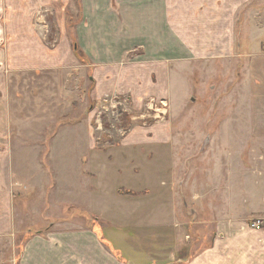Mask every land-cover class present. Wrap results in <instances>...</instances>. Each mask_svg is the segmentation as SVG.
I'll return each mask as SVG.
<instances>
[{
  "label": "rangeland",
  "instance_id": "obj_1",
  "mask_svg": "<svg viewBox=\"0 0 264 264\" xmlns=\"http://www.w3.org/2000/svg\"><path fill=\"white\" fill-rule=\"evenodd\" d=\"M34 5L36 14L26 16L47 35L46 44L65 42L64 19L73 24L79 11L71 12L66 0ZM241 11L251 27L264 20V0H249ZM69 37L75 43V35ZM260 41L263 46L264 28ZM182 63L177 66L187 89L179 93L175 86L173 109L152 97L139 106L125 94L97 103L87 96L92 82L80 67L67 79L62 73L49 79L13 72L7 77L16 117L12 144L20 140L23 123L39 131H70L56 137L55 174L66 178L57 192L62 206L58 201L51 208L48 222L57 228L72 224L74 233L88 225L106 255L122 264H264V136L245 114L234 115L253 111L243 91V67L238 59L207 56ZM155 126L167 129V143L129 142L139 128ZM23 154L31 163L37 157ZM42 202L21 203L28 213H16L17 231L0 238V264H21L25 243L45 227L33 207Z\"/></svg>",
  "mask_w": 264,
  "mask_h": 264
},
{
  "label": "crops",
  "instance_id": "obj_2",
  "mask_svg": "<svg viewBox=\"0 0 264 264\" xmlns=\"http://www.w3.org/2000/svg\"><path fill=\"white\" fill-rule=\"evenodd\" d=\"M3 2L0 0V238L17 231L16 213H28L20 208L27 200L43 201V206L33 207L46 220L44 229L38 228L25 243L21 264L122 263L114 255H106V247L88 225L74 233L72 224L57 228L48 222L51 208L58 207V201L60 206L63 203L57 192L66 177L55 174V153L60 137L70 131H39L23 123L18 129L20 140L12 144L10 127L16 117L9 103L7 77L11 73L37 78H45V73L49 79L62 73L67 79L73 68L80 67L92 82L87 96L97 103L106 95L125 94L139 106L152 97L170 103L173 109L175 86H179V93L187 89L177 64L206 56L238 59L243 67V91L254 104L251 113L234 115L245 114L264 136V45L260 41L264 20L251 27L247 19L243 20L241 10L249 0H77L78 4L66 0L71 12L79 11V18L73 24L64 19L65 42L53 47L46 44L47 35L26 16L36 14L35 0ZM70 35H75V43ZM168 141L167 129L157 126L139 128L129 137L131 144L146 146ZM13 151L19 153L16 159ZM27 152L36 153L31 159L35 158L34 162L23 154ZM64 206L73 207L71 203Z\"/></svg>",
  "mask_w": 264,
  "mask_h": 264
},
{
  "label": "built area",
  "instance_id": "obj_3",
  "mask_svg": "<svg viewBox=\"0 0 264 264\" xmlns=\"http://www.w3.org/2000/svg\"><path fill=\"white\" fill-rule=\"evenodd\" d=\"M253 226H254L256 229H260V228H261L259 222L253 223Z\"/></svg>",
  "mask_w": 264,
  "mask_h": 264
}]
</instances>
